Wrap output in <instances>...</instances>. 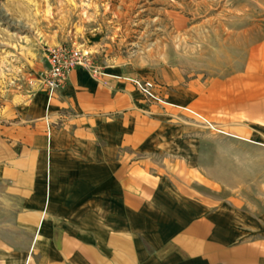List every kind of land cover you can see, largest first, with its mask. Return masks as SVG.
<instances>
[{
  "label": "crops",
  "instance_id": "crops-1",
  "mask_svg": "<svg viewBox=\"0 0 264 264\" xmlns=\"http://www.w3.org/2000/svg\"><path fill=\"white\" fill-rule=\"evenodd\" d=\"M254 28L250 38L249 27H212V69L236 67L166 82V105L143 101L123 69L96 79L75 68L53 95L39 82L1 112L0 264H264V27ZM234 161L255 167L239 175L256 177V204L232 194L243 182L217 179L237 174Z\"/></svg>",
  "mask_w": 264,
  "mask_h": 264
},
{
  "label": "rangeland",
  "instance_id": "rangeland-1",
  "mask_svg": "<svg viewBox=\"0 0 264 264\" xmlns=\"http://www.w3.org/2000/svg\"><path fill=\"white\" fill-rule=\"evenodd\" d=\"M212 27H249L252 38L254 27H264V6L256 0H0V113L41 83L46 50L55 46L87 51L102 70L116 67L152 80L163 102L152 105H166V82L204 81L213 70L236 67L225 68L222 61L212 69ZM218 34L223 47V33ZM194 118L202 129L220 135L210 127L211 118ZM241 168L255 172L250 162L241 167L234 161L237 174L217 179L243 182L246 190L232 194L256 204V177L239 175Z\"/></svg>",
  "mask_w": 264,
  "mask_h": 264
},
{
  "label": "built area",
  "instance_id": "built-area-1",
  "mask_svg": "<svg viewBox=\"0 0 264 264\" xmlns=\"http://www.w3.org/2000/svg\"><path fill=\"white\" fill-rule=\"evenodd\" d=\"M46 68L41 74V87L48 96L60 90L72 70L82 68L92 77L103 75L102 68L98 67L92 56L80 48L73 46H55L48 48L45 54ZM132 83L143 101L163 103L158 96V86L150 79L126 78ZM152 102V103H151Z\"/></svg>",
  "mask_w": 264,
  "mask_h": 264
}]
</instances>
